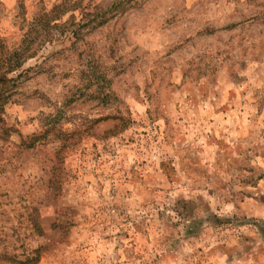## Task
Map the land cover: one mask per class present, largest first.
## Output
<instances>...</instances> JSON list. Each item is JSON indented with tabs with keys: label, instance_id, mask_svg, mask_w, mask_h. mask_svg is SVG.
<instances>
[{
	"label": "rangeland",
	"instance_id": "rangeland-1",
	"mask_svg": "<svg viewBox=\"0 0 264 264\" xmlns=\"http://www.w3.org/2000/svg\"><path fill=\"white\" fill-rule=\"evenodd\" d=\"M42 13L0 71V264H264V0H0V66Z\"/></svg>",
	"mask_w": 264,
	"mask_h": 264
},
{
	"label": "trees",
	"instance_id": "trees-1",
	"mask_svg": "<svg viewBox=\"0 0 264 264\" xmlns=\"http://www.w3.org/2000/svg\"><path fill=\"white\" fill-rule=\"evenodd\" d=\"M62 9V6H56L55 10L52 11V14H56L57 16H59V12ZM56 16V17H57ZM59 18L57 17L55 21H58ZM53 20L51 19V14H45L42 13V15H40L35 22L33 23L30 31L28 32L24 44L25 46L23 47V49L16 51L14 54H12L7 60H2L1 63H3L0 66V71H2L1 69L3 67H5V69L7 70L6 72L2 73V75L5 77V74L7 73H12L14 71H17L19 69V67L21 66L23 57H28V58H33L34 53L30 54V52L33 51V49L31 48L33 46V44L35 43V40H37L36 36L39 33V29H43L44 31L50 30L53 27H57V26H52V23H54ZM104 20L102 19L98 24H103ZM82 25H77V27L79 28ZM35 33L36 36H33ZM73 35L76 37L77 32L74 30ZM36 37V38H35ZM77 38V37H76ZM42 42H46L49 41L47 39L45 40H40ZM42 44V43H41ZM27 55V56H26ZM2 76V77H3ZM4 81L2 78H0V82ZM7 81V79H6ZM31 263V262H29Z\"/></svg>",
	"mask_w": 264,
	"mask_h": 264
}]
</instances>
